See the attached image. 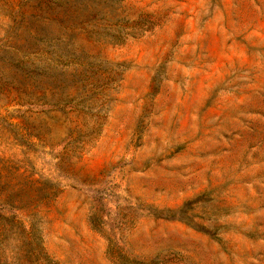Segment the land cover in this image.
Segmentation results:
<instances>
[{"label": "rangeland", "instance_id": "374dc122", "mask_svg": "<svg viewBox=\"0 0 264 264\" xmlns=\"http://www.w3.org/2000/svg\"><path fill=\"white\" fill-rule=\"evenodd\" d=\"M0 264H264V0H0Z\"/></svg>", "mask_w": 264, "mask_h": 264}]
</instances>
